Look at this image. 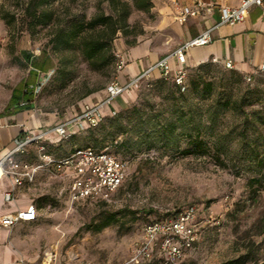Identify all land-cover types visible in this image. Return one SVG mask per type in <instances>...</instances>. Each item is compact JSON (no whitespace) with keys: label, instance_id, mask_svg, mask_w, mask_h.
<instances>
[{"label":"rangeland","instance_id":"374dc122","mask_svg":"<svg viewBox=\"0 0 264 264\" xmlns=\"http://www.w3.org/2000/svg\"><path fill=\"white\" fill-rule=\"evenodd\" d=\"M127 1L129 27L91 61L84 41L106 37L110 28L92 29L87 22L100 10L113 12L107 0H46L40 9L49 14L47 23L26 18L28 0H0V116L17 109L13 90L30 89L33 109L50 124L103 98L120 72L119 43L154 33L152 8L142 11ZM66 33L69 42L59 41ZM124 96V104L117 96L120 106L93 129L51 148L68 154L78 147H107L127 162L125 180L110 202L70 207L50 199L44 215L55 234L44 237L42 247L57 251L58 264H222L237 256L245 264L262 261L264 233L257 224L264 217V69L242 71L208 60L188 67L185 88L150 77ZM196 139L200 148H194ZM189 204L198 208L190 246L175 255L158 234L149 255L133 257L145 240L146 222Z\"/></svg>","mask_w":264,"mask_h":264},{"label":"built area","instance_id":"2783aa9c","mask_svg":"<svg viewBox=\"0 0 264 264\" xmlns=\"http://www.w3.org/2000/svg\"><path fill=\"white\" fill-rule=\"evenodd\" d=\"M191 5H183L173 1L176 19L183 24L188 17L201 12L210 13L216 5L214 0L204 2L191 0ZM252 5H258L264 13V0H241L237 6L219 4L220 17L213 27L207 28L193 38H189L176 46L166 55L151 63L144 70L121 83L117 79L110 81L105 88V95L100 100L85 103L75 115L37 130L23 128L14 138L12 146L0 158V177L10 180V186L3 192L5 201L15 200V188L25 183H34L37 176L46 174L65 182L61 193L66 195L70 207L83 201L110 202L128 174V164L107 147L91 146L74 148L65 155H58L51 147L58 145L63 138L77 133H86L97 126L104 117V107L109 106L119 95L128 91L140 80L153 77L156 73L165 79H172L181 88L185 87L188 66L187 54L191 47L212 42L211 30L220 24H233L242 20ZM170 59H175L176 67L170 66ZM117 71L127 64V56L122 50L115 52ZM223 64L233 67L230 60ZM115 110H112L113 113ZM34 152L33 160L29 158ZM198 208L195 204L182 207L175 215L166 216L145 223V240L135 249L133 257L150 254L153 238L160 234L164 239L162 246L181 254V246H190L195 239L197 229L196 218ZM38 216V209L31 203L24 209L0 215V225L10 228L21 221H33ZM172 238H176L175 242ZM53 259V252H45Z\"/></svg>","mask_w":264,"mask_h":264},{"label":"crops","instance_id":"0c3cea01","mask_svg":"<svg viewBox=\"0 0 264 264\" xmlns=\"http://www.w3.org/2000/svg\"><path fill=\"white\" fill-rule=\"evenodd\" d=\"M173 1L153 0L152 11L156 14V20L150 29L154 33L145 35L133 45L124 41L119 43L120 50L127 56V64L116 77L119 82H126L129 76H135L179 44L213 27L220 17L219 4L237 6L241 2L214 0L216 5L210 13L201 12L190 16L181 24L176 19ZM177 1L183 5L192 3L191 0ZM211 35L212 42L189 49L186 59L188 67L208 60L221 63L230 60L234 68L242 71L264 69V13L260 6L252 5L240 21L218 25L211 30ZM169 63L172 68L177 65L175 59H170ZM124 93L119 95L122 97V104L126 101ZM31 102L30 100V104ZM118 106L120 105H116L113 100L109 106L104 107V113L111 112ZM25 112L29 113L26 115ZM50 125L52 124L47 121V116L35 111L33 107L23 111L16 109L0 116V158L12 146L14 138L23 128L39 130ZM29 158L33 160V151ZM64 184L65 182L55 177L40 174L34 183H25L15 188V200L7 202L3 198V192L9 188L10 180L5 176L0 177V215L24 209L31 203L38 209V216L33 221H21L10 228L0 225V264H58L55 258L57 251L50 246L42 247L44 237L49 239L55 234L54 226L46 221L44 209L51 206L50 199L67 203L66 195L61 193ZM46 251L53 252L52 261L45 255Z\"/></svg>","mask_w":264,"mask_h":264},{"label":"trees","instance_id":"16d2710c","mask_svg":"<svg viewBox=\"0 0 264 264\" xmlns=\"http://www.w3.org/2000/svg\"><path fill=\"white\" fill-rule=\"evenodd\" d=\"M45 1L46 0H28L26 7H25V16L29 21H31L32 23H47L48 22V20L50 19L49 14L40 9L41 5ZM107 1L109 2L113 12L107 14L104 11L100 10L96 15H94L87 22L88 26L92 29H94L95 27L101 26L104 28L101 31H105L107 28H110V31L107 32L106 37L92 36V37L86 38V40L84 41V48H83L84 54L91 61H93L96 56L100 55L108 48L112 38L114 37L117 31H125L124 29L126 27H129L130 25L128 21V17L131 13V4L127 0H107ZM131 2L134 8L142 10V11H150V9L153 6V0H131ZM69 38H70V35L68 33L61 34L58 36L59 41H65L66 43L69 42ZM127 44L133 45L135 43L127 42ZM23 55L26 59L31 60L32 58L30 52H24ZM41 66L44 67L43 63L41 64ZM151 78L165 79L161 76H158L157 73ZM144 79L140 81H143ZM167 80H171L174 84H176L178 87L181 88V86L178 85L174 80L172 79H167ZM11 96L12 98H14V101H15L14 106L17 107V109L29 110L33 107L30 104V100L32 96V91L30 89L26 88L23 92H15L13 90ZM105 115L106 114L104 113V116ZM192 143L194 145V148H200L202 140L200 139H196L194 141L192 140ZM94 148H100V147H94ZM191 151H193V149L188 148L187 152H191ZM111 221H112L111 219L106 220L103 224L100 225V227L109 224ZM257 228H258L259 233H264V217L258 221ZM240 259H241V256H237L236 258L229 259L226 262H223L222 264H245L246 263V260L244 259L240 260ZM256 264H264V259L262 261L257 262Z\"/></svg>","mask_w":264,"mask_h":264},{"label":"bare ground","instance_id":"6f19581e","mask_svg":"<svg viewBox=\"0 0 264 264\" xmlns=\"http://www.w3.org/2000/svg\"><path fill=\"white\" fill-rule=\"evenodd\" d=\"M47 264H49V263H47Z\"/></svg>","mask_w":264,"mask_h":264}]
</instances>
